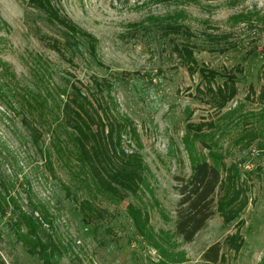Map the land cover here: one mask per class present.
Listing matches in <instances>:
<instances>
[{
  "label": "rangeland",
  "instance_id": "rangeland-1",
  "mask_svg": "<svg viewBox=\"0 0 264 264\" xmlns=\"http://www.w3.org/2000/svg\"><path fill=\"white\" fill-rule=\"evenodd\" d=\"M51 2L61 17L96 39L101 66L84 48L58 54L50 46L65 40L58 24L24 0H0V84L19 93L38 87L64 99L59 89H66L67 80L81 84L86 94L96 92L94 80L105 82L99 97L107 103V117L124 126L120 147L125 154H138L145 168L136 195L121 202L99 197L101 216L82 223L63 185L70 183L77 198L87 192L51 147V129L39 128L40 152L10 112L5 91L0 92V176L12 183H5L8 194L1 190V195L7 201L13 197L24 212H31L29 201L45 208L52 225L44 227L63 246L55 262L208 264L203 253L219 244L217 264H264V106L256 98L264 71V0ZM237 15L252 17L234 21ZM169 16L177 18L181 33L160 29ZM206 34L229 37L216 44ZM184 48L199 66L220 72L243 67L238 93L221 111L200 75L186 69ZM219 84L217 80L213 87ZM201 161L236 168L245 204L230 222L216 211L194 240L184 244L174 235V177L187 178L192 165ZM222 194L220 189L217 198ZM130 207L140 212L137 225L128 214ZM14 220L11 205L0 213V264H42L18 241Z\"/></svg>",
  "mask_w": 264,
  "mask_h": 264
},
{
  "label": "trees",
  "instance_id": "trees-1",
  "mask_svg": "<svg viewBox=\"0 0 264 264\" xmlns=\"http://www.w3.org/2000/svg\"><path fill=\"white\" fill-rule=\"evenodd\" d=\"M24 1L43 13L49 23H56L64 30V42L60 44L54 41L50 44L54 51L64 56L66 51L75 54L84 48L90 58L101 66L96 54V39L61 17L51 0ZM251 17L237 15L234 21L246 22ZM176 19L171 16L164 19L160 29L165 33H181L182 27L177 24ZM228 37V34H206L207 40L216 44L227 42ZM227 49L224 50L227 52ZM175 50L181 55L178 47ZM183 51L187 54L186 58L181 56L182 60L187 59L186 69L190 74L200 75L202 84L206 86V93L210 95L214 106L221 111L236 97L237 83L244 73L243 67L238 65L220 72L199 66L188 48ZM261 75L262 84L256 98L264 106V71ZM217 80H220V84L214 88L213 84ZM104 83L94 80L96 92L86 94L81 84L67 80L66 89H59L64 99L58 94L41 91L38 87L19 93L10 84H0V92L5 91L3 94L10 112L19 118L21 126L31 138V143L40 152L43 134L39 128L47 125L51 129V147L55 148L60 160H67L64 168L68 169L71 179L82 185L87 192L86 196L77 198L71 191L70 183L62 184L66 197L76 202L78 217L82 223L101 216L99 205L96 204L99 197L121 202L128 195H136L144 179L145 168L138 154H125L120 147L124 126L107 117V103L99 97ZM253 139L255 138L251 140ZM45 154L49 159V152ZM222 172L225 174L224 180ZM8 181L5 182L0 176V213L4 215L7 207L11 205L13 218L15 217L12 225L18 241L24 243L28 253L37 257L42 264H58L55 257H59L63 246L44 227L49 228L52 225L45 208L32 206L29 201L31 212H24L13 197L9 196L7 201L5 195L8 194V188L5 183L12 185ZM174 182V190L178 196L174 210V235L181 243H191L216 211L226 215L225 221L230 222L244 208L245 199L240 200L239 172L236 168L220 169L207 161H201L192 165L190 176H176ZM220 189H223V194L218 199L217 193ZM1 190L5 193L4 196L1 195ZM34 213L38 216L34 217ZM128 214L137 225L140 212L130 207ZM138 229L141 233V227ZM233 248L237 250L239 244L235 243ZM220 257L219 244L210 246L202 255L203 261L208 264H217Z\"/></svg>",
  "mask_w": 264,
  "mask_h": 264
}]
</instances>
